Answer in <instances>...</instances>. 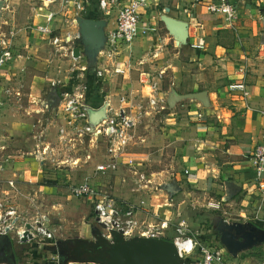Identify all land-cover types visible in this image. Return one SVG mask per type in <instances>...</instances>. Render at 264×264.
<instances>
[{
  "label": "rangeland",
  "instance_id": "374dc122",
  "mask_svg": "<svg viewBox=\"0 0 264 264\" xmlns=\"http://www.w3.org/2000/svg\"><path fill=\"white\" fill-rule=\"evenodd\" d=\"M7 2L8 6L4 17L0 20V26L3 25L4 21H9L14 23L16 28L28 27L29 31L32 30L29 28L30 26L36 30L39 24L46 21L51 10H60L58 6L44 7L42 0H7ZM157 7L159 12H164L162 6L158 5ZM61 10V16L54 20L55 26L58 27L55 34L59 36H62L65 30H74L73 18L81 15L75 13L71 6ZM3 27L8 29L4 25ZM158 35L167 36V33L164 22L157 16L155 23L151 24L149 28L146 40L151 43ZM39 37L42 38L43 36ZM169 43L171 44L172 41L163 44L166 51V57H163V61L161 58H156V60H160L156 61L153 58L154 53H150L155 51V47L152 50L146 49V52L149 51L150 53L149 57H151L150 62H147V67L144 66L147 63L142 58V60L140 59L141 55H138L131 48L128 52L133 60V65L121 62L120 54L118 55L119 64H123V67H131L132 65L134 68L129 70L127 77L123 74H116L113 78L105 80L104 91L111 92L112 99L116 104L119 103L121 95L125 94L128 100L132 98L133 103L142 105L144 111L151 110L148 108V89L144 90L140 70L141 68H148L150 71H159L160 68H164V64L170 60L172 51ZM40 45L36 49H32L33 52L31 51L30 56L28 55L25 66L13 76L14 80L5 77L0 85H2V89L3 87L11 89L10 93H4L2 90L1 94V96L6 95L10 98L2 111V126L6 127L7 134H12L16 138L13 144L15 151L20 149L30 151L34 145V135L39 127L43 123L47 127L45 137L50 142V147L49 158L43 171V181L18 184L17 189H11L5 182H0V197H7L15 205L17 216L20 219L18 224L20 228L28 222L34 224L42 221L55 232V239L46 244H38L37 240L26 244L14 241L12 244L16 247L17 253L15 263L0 261V264H41V262L31 258L36 249L44 264H95L74 260L65 262L59 257L56 245L58 240L70 237L95 240L92 231L98 226L90 202L74 196L71 185L83 181L91 173L96 162L106 160V148L104 146L91 148L86 144H77L75 150L79 151L78 154L92 153V159L87 163L83 160L82 166L73 168V161L69 157V154L73 155V149L69 150L61 144L57 135L56 124L63 121V117L47 108V106L50 107V100L53 98L52 92L56 93L55 96L59 101L62 99L65 85L73 90L83 84L88 83L89 86L93 69L89 67L90 60L84 51H82L81 58L73 59L69 54H66L64 49H61L59 44L51 43L49 37H43ZM77 45L78 43H76ZM20 47L22 46L20 45ZM83 67H88V69L83 70ZM128 68L126 69L128 70ZM77 75L78 78H76ZM73 79L75 80L73 81ZM170 79L168 71H166L165 78L161 83L163 88L168 87L171 82ZM96 86L93 85L92 87L94 96L99 93L100 89ZM86 96H91L90 91L86 93ZM192 99L195 98L188 97L178 100L176 105L172 107L167 105L161 111H143V116L135 130L134 140L128 148L130 154L126 157V164H121L116 170L102 173L97 177V182L101 189L120 199H126L134 196V194L145 199L149 209H154L160 205L164 206L163 201L166 202L169 199L172 202L173 198H176L174 202L177 205L178 213L173 218L174 222L183 221L192 232L202 238L211 239L216 235L214 224L218 217L236 218V215L232 212L234 207L226 205L228 198L224 188L221 187L223 178L214 180L213 184L207 188L201 187L200 181L196 184L188 179L191 173L186 172L187 162L181 151L184 144L187 143V139L183 138L184 128L180 121L186 113H190V106L188 105L193 101ZM25 106H28L30 110L27 111ZM20 161L27 163H16L13 166H8L7 170L29 167L28 160L22 159ZM142 173L146 175V179L142 182L147 183L148 178L152 179L151 188L148 191L135 190L137 180ZM32 174H36L39 179L42 178L39 173L32 172ZM7 177L6 175L4 178ZM169 184L180 185L181 191L175 196H171L165 189V186ZM222 197L226 198L223 199ZM217 203L221 205L219 208L214 206ZM168 208L166 210L170 211ZM172 232L173 230L170 229L168 235L172 236ZM12 235L15 236L16 240V232ZM8 238L11 237L8 236ZM25 247H29V254L24 255L22 253ZM47 247L51 248L48 249ZM245 251L242 252L243 257L252 254L250 250ZM196 256L194 255L193 258ZM229 256L230 253L227 254L228 262L232 261ZM188 264H194L193 259Z\"/></svg>",
  "mask_w": 264,
  "mask_h": 264
},
{
  "label": "crops",
  "instance_id": "0c3cea01",
  "mask_svg": "<svg viewBox=\"0 0 264 264\" xmlns=\"http://www.w3.org/2000/svg\"><path fill=\"white\" fill-rule=\"evenodd\" d=\"M131 1L120 0L117 7L104 11L99 6V0H83L84 8L80 12L81 15H91L89 17L93 18H97L96 15L98 18H106L107 29L114 26L119 8ZM151 1V6L144 11L142 26L153 25L157 16L161 19L164 12H159L158 5L162 6L164 10L165 7H170L172 16L189 23L188 44L178 45L165 26L167 36L158 35L153 39L155 43L154 41L148 43L146 40L148 30L147 33L138 36L131 43L132 45L122 46L120 60L133 65V60L128 52L130 48L141 55L140 59L142 58L146 63L151 60L150 53H154L155 60L156 58L162 60L163 57H166L163 44L172 41V45L169 43L173 51L170 50V60L164 64V68H160L165 72L168 71V76L171 78L166 89L161 84L164 96H167L168 99L174 89L181 94L206 90L210 100V106L205 107L200 100L192 99L193 101L188 105L190 113H186L180 121L184 128L183 138L187 139V143L184 144L181 151L187 162L186 172L191 173L188 179L196 184L200 181L201 187L207 188L213 184L214 180L223 178L221 187L224 188L228 198L226 205L234 207L232 212L236 215V218L226 216V220L253 221L264 228V201L255 180L251 162V154L264 135V116L261 113L264 111V0H226L238 8V17L232 23L227 22L222 14L210 13L207 9V4L210 1L221 0ZM168 3L171 6H168ZM46 22L47 20L41 24ZM10 24L15 28L16 33L13 39L15 61L3 69L0 74V83L5 77L11 78L13 81V76L27 63L31 51L33 52L37 46H41V40L43 37L46 38L31 26L29 28L32 30L29 31L28 27L16 28L14 23ZM6 27H8V29L4 28L6 31L12 28L9 25ZM192 44L203 46L195 48ZM153 47L156 48L155 51L146 52V49L152 50ZM132 65L131 68H134ZM144 66L147 67L148 63ZM125 71L124 76L127 77L130 71L129 69ZM141 71L148 73L153 71L148 68L140 70L141 81L146 91L148 88L143 82L145 76L141 75ZM242 81L246 83V95L240 91H230V84ZM1 86L0 96L2 90L5 93L7 89L4 87L2 89ZM55 95L56 93H51L53 98L50 100V107L47 106L53 112H56L55 109L59 102ZM96 100L99 98L95 96ZM25 108L27 111L30 110L28 106ZM2 123L1 116V131L10 140L11 146H14L16 138L12 134L6 133V127L2 126ZM21 162L25 163L26 161L18 163ZM28 164V168L7 170L8 173L5 176L10 177L12 171H16L19 178L24 180L18 184H31L25 181L30 178L35 182L42 180L43 173L38 165L29 160ZM32 172L41 174L42 178L39 179ZM181 188L180 186V191ZM140 199L134 194L125 200L139 203ZM174 199L176 198H173L172 208L168 209L176 215L178 208ZM158 207L162 209L165 206ZM211 239L221 245L217 241L216 235ZM246 250H250L252 254L243 257L242 252H246L245 250L241 251L237 257L230 254L229 257L232 260L230 262L261 264L264 261V243ZM36 251L32 255L30 254L31 258L44 264Z\"/></svg>",
  "mask_w": 264,
  "mask_h": 264
},
{
  "label": "built area",
  "instance_id": "2783aa9c",
  "mask_svg": "<svg viewBox=\"0 0 264 264\" xmlns=\"http://www.w3.org/2000/svg\"><path fill=\"white\" fill-rule=\"evenodd\" d=\"M83 3V0H42L44 7L50 8L57 5L60 10H51L47 22L36 27L40 35L49 37L51 43L59 44L61 49H64L66 54H69L73 59L81 58L82 55L74 56L76 41L80 37L76 17L73 18L74 30H65L62 36L55 34L58 27L55 26L54 20L61 16L62 8L69 6L73 7L75 13L81 14L80 11L84 8ZM151 3V0H132L120 7L114 26L106 29V42L98 54L89 86L88 83L83 84L76 87L74 89L76 91H74L65 85L63 89V97L55 109L57 114L63 117V121L56 124L57 135L61 144L69 150L73 149V155L69 154L73 161V168L82 166L83 160L87 163L92 159V153L78 154L79 151L75 150L77 144H86L91 148L103 146L106 148V160L96 162L91 173L83 181L71 185V191L74 196L90 202L98 228L109 239H111V232L114 230L122 233L126 238L136 236L172 237L180 256L184 259V264H188L192 259L194 264H229L227 261L228 252L224 246L192 232L183 221L174 222L175 214L166 210L172 205L169 199L164 203L165 207L162 209L159 207L149 209L145 199H141L139 203L120 199L101 189L97 182V177L102 173L116 170L121 164H126V157L130 154L128 148L134 140L135 130L143 113L145 111H161L168 105L167 96H164L161 90L165 70L149 73L141 71V75L145 76L143 82L149 90L148 108L151 110L144 111L142 105L133 103L132 98L128 100L125 94L121 95L119 103L116 104L112 99L111 92L104 91L105 80L113 78L116 74L125 75V70L129 67H123V64L118 63L117 59H119L121 47L130 45L138 36L148 32L150 26H142V21L144 11L151 6ZM119 4L120 0H99V6L104 11L111 10ZM7 6L8 4H6L5 10ZM207 9L210 13L222 14L229 23H232L239 14L236 5L226 0L210 1L207 4ZM3 25L12 27L9 21H4ZM3 25L0 26V74L5 67L15 61L13 51L15 28L12 27L6 31ZM192 46L197 48L203 45L192 44ZM85 69L88 67H83V70ZM128 69L130 70L131 67ZM93 85L100 88L96 95L99 100L96 101L92 93ZM229 89L230 91H240L246 95V83L244 81L230 84ZM88 91L91 93L89 98L86 96ZM6 92L10 93L11 89H6ZM9 101L10 98L6 95L0 96V182H5L11 189H17L18 183L24 182V180L19 178L16 171H12L10 177L4 178L5 174L8 173V166H13L20 160L26 159L36 163L43 173L49 158L50 142L45 137L47 127L43 123L34 135V145L30 151L12 149L10 140L1 131L2 111ZM103 106H106V118L93 125L89 119L90 111ZM261 113L264 116V111ZM26 155L29 157H24ZM251 162L255 172V180L264 201V135L262 141L256 145L251 154ZM145 177L144 173L140 175L137 180L136 191H148L151 188L152 179L148 178L147 183L142 182L146 179ZM25 181L35 182L31 178ZM214 206L219 208L221 205L217 203ZM19 222L15 205L7 197H0V237L9 236L15 240V236L12 234L16 232L15 241L23 243L37 240L38 244H46L55 239V232L45 222L38 221L32 224L33 228L30 230L32 237H27L25 241L27 228L25 224L20 228ZM170 229L173 230L172 236L168 235ZM194 255L197 256L193 258ZM261 264H264V261Z\"/></svg>",
  "mask_w": 264,
  "mask_h": 264
},
{
  "label": "water",
  "instance_id": "95a60500",
  "mask_svg": "<svg viewBox=\"0 0 264 264\" xmlns=\"http://www.w3.org/2000/svg\"><path fill=\"white\" fill-rule=\"evenodd\" d=\"M7 0H0V20L4 17ZM169 33L178 45H187L189 38V23L170 14V7H165L161 15ZM76 23L80 37L74 48V56L78 57L84 51L92 69L96 66L98 54L106 42V18H93L78 15ZM56 90V89H55ZM200 100L205 107L210 106L206 90L181 94L173 90L168 97V104L172 107L178 100L184 98ZM106 106L90 111V122L95 125L106 118ZM171 196L180 191L178 184L165 186ZM24 240L32 237L31 223L26 224ZM216 239L225 247L228 253L237 257L241 251L253 248L264 243V228L253 221H228L218 217L214 224ZM95 240L70 237L57 241L59 257L65 262L74 260L83 263L95 264H184V259L172 240L136 236L126 238L122 233L112 231L111 239L105 237L99 228L92 231ZM48 249L51 247H47Z\"/></svg>",
  "mask_w": 264,
  "mask_h": 264
},
{
  "label": "flooded vegetation",
  "instance_id": "af4514ba",
  "mask_svg": "<svg viewBox=\"0 0 264 264\" xmlns=\"http://www.w3.org/2000/svg\"><path fill=\"white\" fill-rule=\"evenodd\" d=\"M15 240H12V238H8V236L0 237V261H12L15 263L16 261V247L13 246V242ZM17 242V241H15ZM28 243V242H23ZM37 245V243H35ZM39 247V245H37ZM22 253L26 255L29 253L28 248H23Z\"/></svg>",
  "mask_w": 264,
  "mask_h": 264
},
{
  "label": "trees",
  "instance_id": "16d2710c",
  "mask_svg": "<svg viewBox=\"0 0 264 264\" xmlns=\"http://www.w3.org/2000/svg\"><path fill=\"white\" fill-rule=\"evenodd\" d=\"M168 6H171V4L168 3ZM164 8V6H163ZM86 16H91V15H86ZM96 17L98 18V16L96 15ZM100 18V17H99ZM213 236V235H212ZM166 239L172 240V237H167ZM210 241H212V239H210ZM28 254V253H27ZM38 263V262H37Z\"/></svg>",
  "mask_w": 264,
  "mask_h": 264
}]
</instances>
